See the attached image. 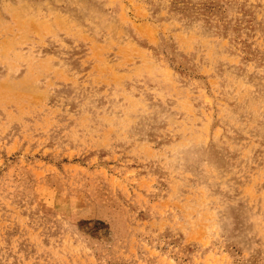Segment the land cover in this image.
<instances>
[{"label": "rangeland", "instance_id": "1", "mask_svg": "<svg viewBox=\"0 0 264 264\" xmlns=\"http://www.w3.org/2000/svg\"><path fill=\"white\" fill-rule=\"evenodd\" d=\"M0 264H264V0H0Z\"/></svg>", "mask_w": 264, "mask_h": 264}]
</instances>
